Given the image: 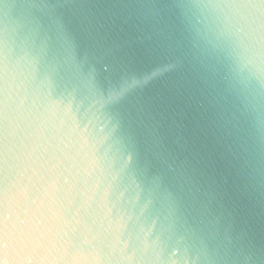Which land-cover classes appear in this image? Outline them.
Segmentation results:
<instances>
[{"label": "clouds", "instance_id": "9594fccd", "mask_svg": "<svg viewBox=\"0 0 264 264\" xmlns=\"http://www.w3.org/2000/svg\"><path fill=\"white\" fill-rule=\"evenodd\" d=\"M184 14L202 51L234 80L264 86V0H193ZM140 42L102 39L97 59L119 67ZM130 91L128 78L96 88L94 111L70 123L34 47L0 40V264H230L156 195L151 175L172 151L176 121L124 125L115 106Z\"/></svg>", "mask_w": 264, "mask_h": 264}, {"label": "water", "instance_id": "95a60500", "mask_svg": "<svg viewBox=\"0 0 264 264\" xmlns=\"http://www.w3.org/2000/svg\"><path fill=\"white\" fill-rule=\"evenodd\" d=\"M192 2L0 0V40L34 47L70 123L94 111L96 88L128 78L132 91L115 106L124 125L176 121L172 151L151 175L161 202L230 264H264V86L234 80L202 51L196 21L184 14ZM116 35L141 37L139 55L119 67L97 59L99 42ZM145 76L146 85H132Z\"/></svg>", "mask_w": 264, "mask_h": 264}]
</instances>
